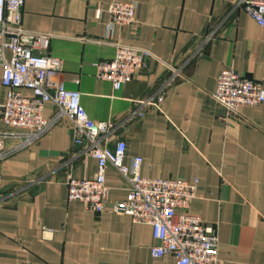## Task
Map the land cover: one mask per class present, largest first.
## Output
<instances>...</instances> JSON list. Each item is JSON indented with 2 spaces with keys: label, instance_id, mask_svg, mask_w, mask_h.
<instances>
[{
  "label": "crops",
  "instance_id": "0c3cea01",
  "mask_svg": "<svg viewBox=\"0 0 264 264\" xmlns=\"http://www.w3.org/2000/svg\"><path fill=\"white\" fill-rule=\"evenodd\" d=\"M115 2L136 5L133 24L110 26ZM22 27L55 36L48 53L63 62L65 88L113 127L104 147L125 142V165L142 158L145 178L198 182L191 211L217 229L221 264H264V104L223 124L211 97L230 68L264 88V30L235 0H25ZM115 45L149 50L182 78L168 85L170 70L151 60L116 91L96 70ZM6 95L0 86V104ZM55 115L48 104L44 117ZM96 171L68 120L0 163V264H177L152 256L150 226L69 201L68 181ZM106 185L110 202L126 200L128 184L111 166Z\"/></svg>",
  "mask_w": 264,
  "mask_h": 264
},
{
  "label": "built area",
  "instance_id": "2783aa9c",
  "mask_svg": "<svg viewBox=\"0 0 264 264\" xmlns=\"http://www.w3.org/2000/svg\"><path fill=\"white\" fill-rule=\"evenodd\" d=\"M235 5L264 30V1L235 0ZM24 6L25 0H0V86L7 91L5 102L0 104V117L6 128L0 133V163L33 146L68 120L74 126L75 145L84 146L97 162L93 179L68 181L69 201L81 202L97 214L107 211L128 216L134 224L150 226L154 240L159 242L151 249L154 258L173 256L177 264H221L217 229L191 211L198 182L145 178L141 175L142 158L134 157L130 166L125 165V142H119L114 150L102 145L112 125L93 121L82 106L81 93L65 88L61 80L63 62L48 53L55 36L25 31ZM108 13L110 26H130L135 22L136 5L115 2ZM115 47V58L96 64V70L98 79L111 82L116 91L131 82L147 62L163 63L149 50ZM163 64L172 73L168 85L182 78L181 70ZM211 97L221 109L219 120L228 124L241 108L264 104V88L230 68L220 74ZM155 102L161 103L162 96L144 105L152 106ZM48 104L56 108L52 119L44 117ZM12 140L18 144L11 146ZM110 166L128 184L124 201H109L106 172Z\"/></svg>",
  "mask_w": 264,
  "mask_h": 264
}]
</instances>
